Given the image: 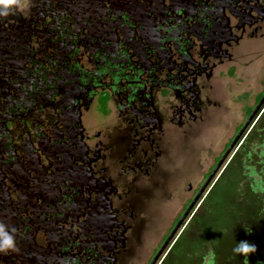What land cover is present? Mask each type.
Returning a JSON list of instances; mask_svg holds the SVG:
<instances>
[{"label":"flooded vegetation","instance_id":"flooded-vegetation-1","mask_svg":"<svg viewBox=\"0 0 264 264\" xmlns=\"http://www.w3.org/2000/svg\"><path fill=\"white\" fill-rule=\"evenodd\" d=\"M30 2L0 18V264H151L179 221L154 264L195 253L264 108L211 176L264 96L220 143L214 92L264 56V0Z\"/></svg>","mask_w":264,"mask_h":264},{"label":"rangeland","instance_id":"rangeland-1","mask_svg":"<svg viewBox=\"0 0 264 264\" xmlns=\"http://www.w3.org/2000/svg\"><path fill=\"white\" fill-rule=\"evenodd\" d=\"M261 58L247 65L246 68H244L245 61L243 68L237 71V78L232 81L219 80V87L216 86L214 96L221 93L222 98L219 96L218 98L231 102L230 112L226 106V117L230 113L229 121L214 129L217 136L221 135L220 143L225 141L226 135L234 133L243 122L245 107H252L253 98L264 88V56ZM258 68H261L262 75L257 73ZM216 145L218 146V143ZM242 148L239 156L232 160L236 166L233 165L231 169L229 176L231 181L227 185L221 184L218 190L223 200V187H229L230 200L222 205L221 214L212 217L213 227L212 225L205 227L204 237L200 234L199 239H203L200 241L202 243L200 248L195 253L192 249H185L179 259L176 251L179 252L180 248L177 245L164 264H245V257L233 253V248L240 241H248L257 248L256 253L249 256L247 264H264V108L249 130ZM242 156L249 161L239 162ZM259 157L263 159L262 166L250 165L259 164ZM200 216L205 223L207 216H203L202 212Z\"/></svg>","mask_w":264,"mask_h":264},{"label":"clouds","instance_id":"clouds-1","mask_svg":"<svg viewBox=\"0 0 264 264\" xmlns=\"http://www.w3.org/2000/svg\"><path fill=\"white\" fill-rule=\"evenodd\" d=\"M30 0H0V18H7L10 15L26 14L31 8ZM17 229L9 227L0 221V254L9 255L18 253L19 247L16 240ZM257 248L248 241H240L233 248V253L246 258L245 264L250 255L255 254Z\"/></svg>","mask_w":264,"mask_h":264},{"label":"water","instance_id":"water-1","mask_svg":"<svg viewBox=\"0 0 264 264\" xmlns=\"http://www.w3.org/2000/svg\"><path fill=\"white\" fill-rule=\"evenodd\" d=\"M264 102V96L262 97V99L260 100V102L258 103V105L256 106V108L254 109V111L252 112V114L250 115L249 119L246 121V123L242 126V128L240 129L239 133L237 134V136L234 138L232 144L230 145V147L227 149V151L225 152V154L222 156L221 160L219 161L218 165L215 167L213 173L211 176H213V174L218 170L220 164L223 162L224 158L227 156V154L230 152V150L232 149V147L235 145V143L239 140L241 134L243 133V131L247 128V126L250 124L251 120L253 119L254 115L258 112V110L260 109L262 103ZM211 178V177H210ZM210 180V179H208ZM208 183V182H207ZM206 186V184H205ZM181 221H179V223L176 225V227L174 228V230L171 232V234L169 235L168 239L165 242V245L168 243V241L172 238V236L174 235V233L176 232L179 224ZM165 245L161 248V250L158 252V254L156 255V257L154 258L153 262L151 264H154V262L156 261V259L159 257V255L162 252V249L165 247Z\"/></svg>","mask_w":264,"mask_h":264}]
</instances>
